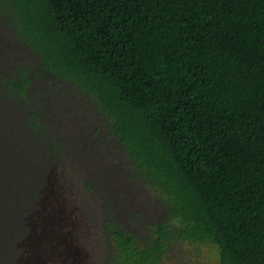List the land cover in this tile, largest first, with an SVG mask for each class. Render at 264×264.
Returning <instances> with one entry per match:
<instances>
[{"label": "trees", "instance_id": "16d2710c", "mask_svg": "<svg viewBox=\"0 0 264 264\" xmlns=\"http://www.w3.org/2000/svg\"><path fill=\"white\" fill-rule=\"evenodd\" d=\"M0 21L26 51L0 71V189L62 148L29 86L69 83L163 203L144 239L107 223L105 264H161L175 240L264 264V0H0Z\"/></svg>", "mask_w": 264, "mask_h": 264}, {"label": "rangeland", "instance_id": "374dc122", "mask_svg": "<svg viewBox=\"0 0 264 264\" xmlns=\"http://www.w3.org/2000/svg\"><path fill=\"white\" fill-rule=\"evenodd\" d=\"M6 29L0 21V71L12 73L13 65H7L13 58L8 56L19 45ZM16 50L14 60L21 62L20 53L26 51ZM44 80L29 86L30 104L24 105L32 99L39 110L45 105L51 109L55 120L39 113V124L46 126L43 136L52 134L62 148L51 157L39 146L30 151L24 161L28 177L18 178L22 186L16 189L23 190L18 198L12 185L0 189V264H105L107 223L115 221L144 239L163 220V203L120 154L92 98L69 83ZM218 262L215 245L175 240L167 245L161 264Z\"/></svg>", "mask_w": 264, "mask_h": 264}, {"label": "flooded vegetation", "instance_id": "af4514ba", "mask_svg": "<svg viewBox=\"0 0 264 264\" xmlns=\"http://www.w3.org/2000/svg\"><path fill=\"white\" fill-rule=\"evenodd\" d=\"M94 134H96V133H94ZM65 159H66V158H65ZM65 159H64L63 161H61V162L64 163V162H65ZM70 162L75 163L74 160H72V159H70ZM66 169H67V168L64 167V168L61 169V170L66 171ZM85 186H86V185H85Z\"/></svg>", "mask_w": 264, "mask_h": 264}]
</instances>
